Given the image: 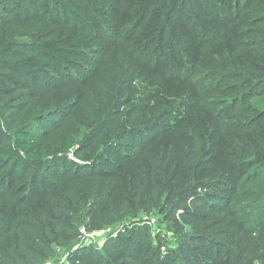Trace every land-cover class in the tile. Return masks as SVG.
I'll list each match as a JSON object with an SVG mask.
<instances>
[{
    "label": "trees",
    "instance_id": "16d2710c",
    "mask_svg": "<svg viewBox=\"0 0 264 264\" xmlns=\"http://www.w3.org/2000/svg\"><path fill=\"white\" fill-rule=\"evenodd\" d=\"M63 25L75 33L54 37L53 28ZM97 42L129 55L126 75L135 74L130 55L142 67L137 75L149 91L134 108L147 114L119 130L111 103L101 123L78 126L50 152L38 126L71 108L42 92L59 88L60 76L75 81L79 57ZM27 92L41 97L24 121L17 96ZM81 107L93 119L91 107ZM203 118L227 143L238 190L233 210L214 205L222 197L215 189L229 183L219 176L192 184L182 197L169 193L165 214L154 178L146 193L136 184L117 203L116 185L76 190L121 170L119 159L138 162L154 139ZM156 204L166 220L185 209L190 231L172 229L180 236L175 249L162 254L160 235L155 244L149 226L129 221L101 249L75 244L56 264H264V0H0V264H47L53 245L74 242L80 226H116ZM230 217L242 248L225 239Z\"/></svg>",
    "mask_w": 264,
    "mask_h": 264
},
{
    "label": "rangeland",
    "instance_id": "374dc122",
    "mask_svg": "<svg viewBox=\"0 0 264 264\" xmlns=\"http://www.w3.org/2000/svg\"><path fill=\"white\" fill-rule=\"evenodd\" d=\"M52 31L54 32V37H58L59 39L75 33L64 25L53 28ZM121 49H115L110 44L102 42L95 43L84 51L85 54L82 57H79L82 66H79L76 72H74L76 76L75 81L60 76V80L65 82L60 84L59 88L49 91L48 94L42 92V98L47 99L52 95H57L71 108V111L66 116H57L52 118L53 120L41 122L38 126V130L41 132L40 141L45 137L50 139V152H55L59 140L69 133L76 131L78 126L83 125L92 128L94 125L101 123L107 109H111V103L115 102L116 105L112 108L113 112L110 121L114 119L113 126L119 130L135 127L134 125L139 123L141 118H145L147 112H135L134 108L138 100H141L140 98L144 97L149 91L144 82L146 80L142 79L144 81H139L140 78L137 75V71L142 69V67L138 68L136 65L139 63L130 55V61L133 64L131 69L135 70V74L128 72L126 75L123 71L126 60L124 55L126 52H123ZM218 51H222L221 47L216 48L215 53L218 54ZM221 54L220 52L219 55ZM177 73L181 74L183 71L178 70ZM123 88L126 91L121 93ZM130 88H132L131 92H129ZM40 97L39 94L34 96L30 92L17 96V101L20 102L24 109L21 117L24 121L32 119L33 103L38 101ZM85 102L92 109L93 119H89L87 113L81 107ZM206 120L203 118L198 121V123L203 121L201 124L188 121L181 132L157 137L148 144L144 155L138 162H127L119 159L118 164L122 168L121 170L111 177H108L107 174L105 175L106 177H100L95 181L91 178V182L89 183L78 184L76 190L84 193L89 187H92L94 190L91 189V193H97L108 190L111 185H116V193L111 201H113L112 203H117L121 201V198L125 194L128 195L131 186H135L136 184H141V191L146 193L151 182L150 178H154L153 182L157 185L161 209L165 211V214L166 210H170L171 205V202L168 203L166 201V196L169 193L172 194V197L176 194L182 197L189 192L192 184L196 186L198 185L196 182L219 176L220 179L229 181V183H226V186L223 188L224 190L215 189L217 194L214 195L218 197L222 194V197L214 205L220 209L228 206V208L233 210V202L238 195V190L235 188V183H233L235 176L231 172L229 158L226 155L227 143L226 141L224 142L220 134L210 129L212 127ZM9 124H11V121L8 120V127L10 126ZM4 127L7 129L6 125ZM93 157L87 158L88 162ZM124 163L128 165L124 166ZM200 193H202L200 190L192 192L193 198L199 196ZM90 199L92 198H89V201H91ZM89 205L88 202L85 204L84 211L90 207ZM157 211L158 204L152 206L151 213H136V215L129 218L130 220H126L116 226L104 224L100 226L97 224L96 228L89 230L92 239L88 242L101 249L109 236L112 238L116 237L121 230L123 231V227L129 225V221H132V223L138 222L137 227H142L145 224L149 226L147 236L149 238L152 237L155 244L158 243L154 239L155 236L157 234L160 235L161 240L159 243L162 254L169 249L173 250L179 242L180 236L172 229L178 226L180 227L179 230L190 231L187 220L183 216L185 209L177 211L174 220H166L165 216L157 214ZM188 211L193 210L190 208ZM217 217L214 215L212 219H216L215 221L218 222ZM144 219H148V222L146 223ZM230 219L233 224L230 233L225 236V239L232 244V247L242 248V245L239 246L238 243V234H233L234 230L238 231L240 227L233 217H230ZM93 222L95 223V221ZM222 224L218 223L216 228L221 229ZM94 225L96 226V224ZM78 237L79 235L72 242L73 245L72 243L64 246L53 245V256L47 264H56L58 260H64L66 253L75 244L80 243ZM214 249L217 251L216 246H214Z\"/></svg>",
    "mask_w": 264,
    "mask_h": 264
},
{
    "label": "built area",
    "instance_id": "2783aa9c",
    "mask_svg": "<svg viewBox=\"0 0 264 264\" xmlns=\"http://www.w3.org/2000/svg\"><path fill=\"white\" fill-rule=\"evenodd\" d=\"M78 235H79L78 240L80 242L78 244H82V243L90 244L88 241L92 239V235H91L90 231L87 230V228L85 226L79 227Z\"/></svg>",
    "mask_w": 264,
    "mask_h": 264
}]
</instances>
